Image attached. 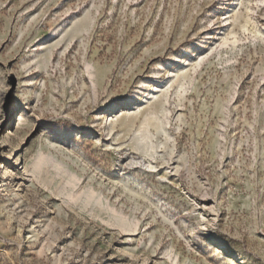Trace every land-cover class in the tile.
Returning <instances> with one entry per match:
<instances>
[{
  "label": "rangeland",
  "instance_id": "obj_1",
  "mask_svg": "<svg viewBox=\"0 0 264 264\" xmlns=\"http://www.w3.org/2000/svg\"><path fill=\"white\" fill-rule=\"evenodd\" d=\"M0 264H264V0H0Z\"/></svg>",
  "mask_w": 264,
  "mask_h": 264
},
{
  "label": "bare ground",
  "instance_id": "obj_2",
  "mask_svg": "<svg viewBox=\"0 0 264 264\" xmlns=\"http://www.w3.org/2000/svg\"><path fill=\"white\" fill-rule=\"evenodd\" d=\"M143 165V164H142ZM148 167V166H147Z\"/></svg>",
  "mask_w": 264,
  "mask_h": 264
}]
</instances>
